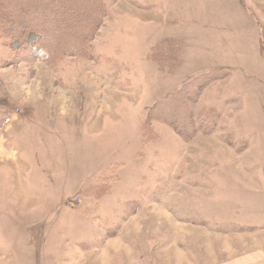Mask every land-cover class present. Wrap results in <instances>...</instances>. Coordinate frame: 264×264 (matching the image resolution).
I'll use <instances>...</instances> for the list:
<instances>
[{
    "label": "rangeland",
    "instance_id": "obj_1",
    "mask_svg": "<svg viewBox=\"0 0 264 264\" xmlns=\"http://www.w3.org/2000/svg\"><path fill=\"white\" fill-rule=\"evenodd\" d=\"M104 1L92 59L0 41V264L188 263L264 219V0ZM165 39L179 65L150 60ZM213 68L192 112L215 132L145 140L151 106Z\"/></svg>",
    "mask_w": 264,
    "mask_h": 264
},
{
    "label": "trees",
    "instance_id": "obj_2",
    "mask_svg": "<svg viewBox=\"0 0 264 264\" xmlns=\"http://www.w3.org/2000/svg\"><path fill=\"white\" fill-rule=\"evenodd\" d=\"M106 15L104 0H0V41L12 60H36L50 66H57L67 58L89 60L94 56L93 41ZM178 45L175 40H161L152 47L150 60L162 66L179 65V59L169 53L179 48ZM226 77L225 70L213 68L177 92L157 100L141 127L145 140L156 136L153 123L170 126L185 142L193 140L199 132L214 133L215 122L197 120L192 107L198 103L204 88ZM5 121L1 112L0 127ZM227 143L231 145L229 140ZM137 208L135 204L132 211Z\"/></svg>",
    "mask_w": 264,
    "mask_h": 264
},
{
    "label": "crops",
    "instance_id": "obj_3",
    "mask_svg": "<svg viewBox=\"0 0 264 264\" xmlns=\"http://www.w3.org/2000/svg\"><path fill=\"white\" fill-rule=\"evenodd\" d=\"M239 224L245 231H216L223 234L209 237L207 252L193 256L188 263L179 258L178 264H264V219L257 225L251 220H247L246 225Z\"/></svg>",
    "mask_w": 264,
    "mask_h": 264
}]
</instances>
